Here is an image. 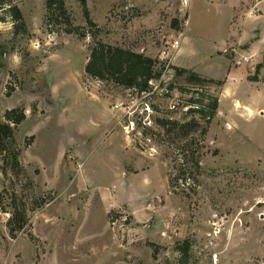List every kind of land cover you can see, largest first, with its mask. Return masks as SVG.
Masks as SVG:
<instances>
[{
  "label": "rangeland",
  "instance_id": "374dc122",
  "mask_svg": "<svg viewBox=\"0 0 264 264\" xmlns=\"http://www.w3.org/2000/svg\"><path fill=\"white\" fill-rule=\"evenodd\" d=\"M86 2L96 26L77 0H65L81 38L62 32L61 18L47 28L46 0H0V123L8 110L26 115L14 145L0 153V264H178L186 240L188 264H263L264 108L254 114L264 106L262 92L236 82L231 91L253 113L222 104L224 116L212 120L205 138L207 123L196 116L201 128L190 136L156 126L131 140L115 105L137 91L85 72L96 39L168 64L165 78L186 99L218 98L221 85H192L176 74L170 44L182 39L183 67L223 73L207 50L218 38L253 36L262 19L247 24L235 14L252 0ZM258 8L264 12V1ZM220 55L234 67L248 57ZM252 67L248 79L264 83V52ZM158 105L155 119L166 120L167 102ZM109 114L117 117L116 130L105 134L99 122ZM186 145L200 161L191 185L175 182ZM16 150L20 165L12 163Z\"/></svg>",
  "mask_w": 264,
  "mask_h": 264
},
{
  "label": "trees",
  "instance_id": "16d2710c",
  "mask_svg": "<svg viewBox=\"0 0 264 264\" xmlns=\"http://www.w3.org/2000/svg\"><path fill=\"white\" fill-rule=\"evenodd\" d=\"M77 1L82 7L88 25L96 26L90 18L86 0ZM9 10L16 20H22L21 11L17 6H11ZM60 18L63 19V22L67 26L62 32L66 34H77L81 38L86 37L84 33H79L78 28L74 27L72 24L71 13L66 7L65 0H46L45 22L47 28H51L53 23H62ZM171 68L178 76H187L186 81L188 84H223L222 82L202 78L198 74L189 70L180 69L175 66H172ZM164 71L165 64L161 61H157L131 49L112 46L96 39L90 48V55L85 67L86 74L95 80L112 82L120 87L135 89L139 92L146 91L148 88V82L151 79L161 77ZM199 96L200 98L196 100L197 102L202 103L205 100H208V111H197L207 123V126L201 130V136L202 138H205L209 132L210 124L217 114L218 98L209 97L203 93H200ZM5 119L7 123H0V153L6 151V145H14V129L26 119V115L24 110L17 108L8 110ZM157 123L159 126L166 129L167 133L171 134L178 132V134L184 137L190 136L201 128L200 123L195 118H191L185 122L158 119ZM186 150L188 151V155L179 154L176 159L178 162L177 166L179 168V175L175 178V182L181 185L190 184L189 181L194 178L193 175L195 171L200 169L199 157L196 155L197 151L192 150L190 146L187 145ZM19 156L20 151L16 150L12 158V163L14 165H20ZM19 228H21V226ZM190 249L191 245L188 240L178 246V251L180 252L178 264L189 263Z\"/></svg>",
  "mask_w": 264,
  "mask_h": 264
},
{
  "label": "crops",
  "instance_id": "0c3cea01",
  "mask_svg": "<svg viewBox=\"0 0 264 264\" xmlns=\"http://www.w3.org/2000/svg\"><path fill=\"white\" fill-rule=\"evenodd\" d=\"M222 1L224 0H220V2ZM262 1L264 0H252V2H250L246 6H244L245 3H242L239 6L237 12L235 13L236 16L242 15L243 22H247V24H250L253 19H256V18L262 19L263 24L256 28L252 37L242 39L241 34L230 35L226 39L218 38L217 39L218 41L214 42L213 43L214 45L208 48L207 51L211 55V57L218 59L219 64H222L221 68L225 69L223 73H220L217 75H207L197 70L183 67L178 61V56L181 52V44L179 48L176 49L174 58L171 59L175 67L192 71L198 74L202 78L211 79V80L223 83L221 85L222 89L218 97V109H217V114L215 117L223 118L224 110L222 109V104H227V103H230V105L233 106L235 111L245 109L247 110V112L253 113V111L250 109L248 104H246L240 98H238L237 94L235 93V90L231 91V88H234L236 82L247 83L249 86L255 87L258 91L262 92V95L264 96V83H261L259 81L254 82L248 79V76H250L249 70L253 69L252 64H257L259 62L261 54L264 52V12L259 11V8H258V6L260 5ZM208 2H211V3L218 2L219 3V0H208ZM236 16H235V19H237ZM235 26L233 27V30H235L236 32L237 27ZM248 41H251L250 45L248 46V49H242L244 48V46L246 45ZM181 43H182V39H181ZM225 51L227 52L228 51H234V52L239 51L241 52V54L248 55V57H246L245 61L241 62L239 66L234 67L230 59L228 58L223 59V56L220 55L221 53H224ZM261 84L262 86H260ZM263 108L264 106H260L259 108H257V111L254 112V114L262 113L261 109ZM109 115H110V118H107V119L103 118L99 122L100 127L106 128L104 132L105 134L109 130L112 132L116 130L115 128L117 124V117L116 115H111V114ZM212 129L213 128H211V130ZM105 137L107 136L105 135ZM129 158L131 159V161L133 160L131 157ZM129 158L127 156L123 157L124 160H128ZM149 162H151V160H149Z\"/></svg>",
  "mask_w": 264,
  "mask_h": 264
},
{
  "label": "built area",
  "instance_id": "2783aa9c",
  "mask_svg": "<svg viewBox=\"0 0 264 264\" xmlns=\"http://www.w3.org/2000/svg\"><path fill=\"white\" fill-rule=\"evenodd\" d=\"M180 44V40H175L169 48L176 50ZM161 54L165 57L167 50L164 49ZM169 69L170 66L165 63L164 73L159 78L151 79L148 82L146 91L139 92L136 90V98L115 105V108L124 112V116L127 118V122L122 123V127L124 133L131 140L136 135L142 137L147 132L154 130L156 126H159L158 119H155L158 114L156 106L159 107V100L167 102L166 110L170 115L166 119L171 121L185 122L181 119L187 118L190 120V118L200 116L197 111H208L207 100L200 103L196 101L199 97L186 99L180 93H176L177 91L169 85L168 80L165 78V73ZM197 94L199 95V93Z\"/></svg>",
  "mask_w": 264,
  "mask_h": 264
}]
</instances>
